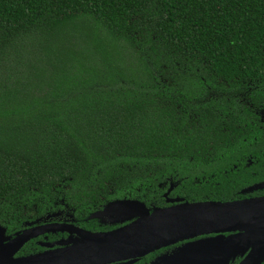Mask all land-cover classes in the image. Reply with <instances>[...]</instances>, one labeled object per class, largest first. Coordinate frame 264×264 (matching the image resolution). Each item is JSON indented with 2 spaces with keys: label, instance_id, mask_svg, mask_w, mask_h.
I'll list each match as a JSON object with an SVG mask.
<instances>
[{
  "label": "trees",
  "instance_id": "trees-1",
  "mask_svg": "<svg viewBox=\"0 0 264 264\" xmlns=\"http://www.w3.org/2000/svg\"><path fill=\"white\" fill-rule=\"evenodd\" d=\"M262 182L264 0H0L9 233L56 213L108 230L89 216L114 200L228 201Z\"/></svg>",
  "mask_w": 264,
  "mask_h": 264
},
{
  "label": "water",
  "instance_id": "water-1",
  "mask_svg": "<svg viewBox=\"0 0 264 264\" xmlns=\"http://www.w3.org/2000/svg\"><path fill=\"white\" fill-rule=\"evenodd\" d=\"M257 187L264 188V182ZM171 189L172 185L167 194ZM168 202L173 205L153 209L131 199L109 202L89 216L102 224L122 225L106 232H91L67 221L24 230L0 243V264H110L126 260L130 264L179 243L182 245L161 254L152 264H230L237 257H241L238 264L264 262V197ZM4 231L0 226V239ZM35 231H62L69 237L60 241L57 249L15 257Z\"/></svg>",
  "mask_w": 264,
  "mask_h": 264
},
{
  "label": "flooded vegetation",
  "instance_id": "flooded-vegetation-1",
  "mask_svg": "<svg viewBox=\"0 0 264 264\" xmlns=\"http://www.w3.org/2000/svg\"><path fill=\"white\" fill-rule=\"evenodd\" d=\"M245 161H246V163H245L246 167H248L252 163L251 158H246ZM233 168L237 169V165L234 164ZM257 185L258 184H252L249 186L241 187L240 189L236 190V192H234L232 194L233 199H230L228 201H238V200L264 197V188H259V187H257ZM168 194L166 192L165 197H167ZM168 200H170V199L167 198L166 203H168V205H172L173 203L168 202ZM221 202H227V201H221ZM53 215H52V217L47 216V218H45L46 220H43L42 222H39L40 220H38V222H32V223L24 224L23 228L21 230L15 231L12 233H9L5 228V231H4L3 235L1 236L2 239H0V243H3V244L7 243L8 241L12 240L18 233H20L24 230H27V229L40 227L46 223L65 222V221H63V219L62 220L61 219L60 220L54 219V218L60 217L61 213H56L55 216H53ZM52 219H54V220H52ZM121 226H122L121 224H116V225H111V228H109L108 230L91 231V232H106V231H110V230L119 228ZM33 235H34V237L32 239H30L27 243H25L16 252L15 257H17V258L18 257H26L29 255H33V254L42 253L45 251L57 249L60 246L58 243L60 241H63L65 238L68 237V233L62 232V231H54V232L35 231V232H33ZM225 235L227 236V235H229V233H226ZM210 236H212V235H210ZM179 245H182V244L179 243V244H176V245L155 251L157 253L154 254L152 256V258L147 260V261L143 260V259H144V257L148 256L149 254L140 258V259H137L135 262L130 263V264H152V262H154V260L158 256H160L163 253L170 252L171 250L178 247ZM155 252H153V253H155ZM150 254H152V253H150ZM240 260H241V257H237L235 259V261L233 263H230V264H234V263L238 264V262ZM127 263H128V261L126 260V261L114 262V263H110V264H127Z\"/></svg>",
  "mask_w": 264,
  "mask_h": 264
},
{
  "label": "rangeland",
  "instance_id": "rangeland-1",
  "mask_svg": "<svg viewBox=\"0 0 264 264\" xmlns=\"http://www.w3.org/2000/svg\"><path fill=\"white\" fill-rule=\"evenodd\" d=\"M66 215H68V214H67V213H61L60 217H58V218H54V217H53V218L56 219V220H60V219L62 220V219H63L64 221H67V222H68V220H70V219H72V218H71V216L67 217ZM65 216H66L67 218H66ZM63 217H64V218H63ZM54 219H52V220H54ZM106 220H108V219H106ZM68 237H69V234H68ZM68 237L65 238L64 240H67Z\"/></svg>",
  "mask_w": 264,
  "mask_h": 264
}]
</instances>
